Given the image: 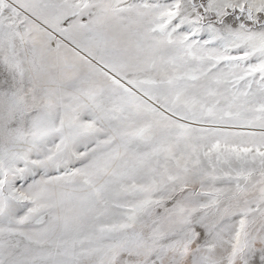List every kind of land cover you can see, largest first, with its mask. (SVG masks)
<instances>
[{
    "label": "snow or ice",
    "instance_id": "snow-or-ice-1",
    "mask_svg": "<svg viewBox=\"0 0 264 264\" xmlns=\"http://www.w3.org/2000/svg\"><path fill=\"white\" fill-rule=\"evenodd\" d=\"M0 264H264V0H0Z\"/></svg>",
    "mask_w": 264,
    "mask_h": 264
}]
</instances>
